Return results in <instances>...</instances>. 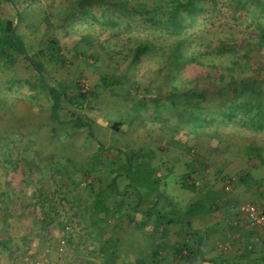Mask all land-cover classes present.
<instances>
[{
	"label": "rangeland",
	"instance_id": "obj_1",
	"mask_svg": "<svg viewBox=\"0 0 264 264\" xmlns=\"http://www.w3.org/2000/svg\"><path fill=\"white\" fill-rule=\"evenodd\" d=\"M75 2L10 0L4 11L0 8V14H11L28 51L36 53L45 47L47 37L55 34L64 47L65 58L64 63H55L37 53L25 58V54L7 51L12 57L10 64L0 55V193H5L0 195V264H106L101 247L104 239L110 237L111 240L119 238L113 264H151V245L147 243L141 248L137 238L131 244L128 241L131 230L135 234L144 233L150 239L149 218L132 213L130 217L120 216V221L109 217L104 224L97 223L96 216L90 212L92 193L99 189L105 194L107 206L120 201V197L106 187L111 178L110 169L119 163L115 148L148 152L157 173L171 177L172 182L176 178L173 175L184 170L186 149L191 148L197 160L205 161L206 183L220 173L213 187L232 203L236 181L233 177L229 182L233 173L221 174L218 169L221 159L232 160L230 163L235 166L231 170L235 172L236 154H244L247 145H261L264 154V134L254 131L240 114L231 122L217 117V123L201 128L199 123L202 122L195 121L192 111L158 105L154 99L173 92L180 107L193 108L197 104L201 110L217 116V111H228L230 102L239 98L229 91V73L219 81L214 78L213 65L190 63L184 65L183 72L177 76L173 64L169 59L166 61L160 49L148 51L137 64L125 60L120 65H106L105 48L119 51L126 42L133 43L137 38L155 42L160 40L156 37L159 32L153 30L158 29L137 17L128 32L116 36L117 27H104L90 16L92 13L99 17L104 6L89 1L86 5L91 12L83 14ZM15 3L22 11L21 17L15 11ZM260 5L264 13V0H259ZM249 7L251 11L258 9L254 5ZM233 12L229 0L215 3L206 0L205 9L198 12L196 21L182 38L192 55L201 56L205 62L204 56L230 55L236 59L243 66L233 72L237 81L255 73L253 61L257 57L264 59V46L249 51L253 47L252 40L244 39L242 32L248 29L246 23L235 21ZM37 61L42 63L41 72L33 65ZM112 71L124 73L126 83L102 87L99 75ZM207 72L210 76H205ZM10 81L14 82L12 89H8ZM215 83L220 93L215 92ZM58 85L67 86L61 104L74 117L82 121L90 119L92 136L87 135L86 127H73L67 121L69 116L61 115L60 123L54 118L50 111V88ZM202 89L207 91L201 95ZM79 91L86 95L83 101L79 99ZM259 91L264 95V81ZM146 94L155 98L146 100ZM252 114L254 122L264 124L263 111ZM163 118L176 126V132L167 124L162 125ZM115 122H120L117 132L111 127ZM245 165H238L237 171L243 173L247 169ZM125 182L124 177L118 178V187L121 189ZM37 189L45 191L55 207L45 222L37 202ZM166 192L171 196L170 190ZM249 192L246 190L239 198V209L248 202L262 207ZM217 213L219 220H225V226H217L213 233L202 230L205 243L214 244L212 250V246L208 249L205 246L204 257L219 254L224 264H264L260 259L264 256V246H256L255 253L251 254L238 251L240 236L247 229L241 215L237 230L232 232L229 227L237 219L236 214L229 215L225 210ZM180 238L169 230L157 264H210L172 259V244Z\"/></svg>",
	"mask_w": 264,
	"mask_h": 264
},
{
	"label": "trees",
	"instance_id": "obj_2",
	"mask_svg": "<svg viewBox=\"0 0 264 264\" xmlns=\"http://www.w3.org/2000/svg\"><path fill=\"white\" fill-rule=\"evenodd\" d=\"M75 1L76 5L80 8L79 11L83 14L91 12V9L86 5L89 1H95L96 5L101 7L104 6V8L100 7L101 11L99 17L92 13L90 16L94 21L100 23L104 27H117L118 29L115 32L116 36H120L123 32H128L132 27V22H134L137 17H139L138 20L147 23L148 26H156L158 29L153 30L159 32L156 37H159L160 40L155 42L149 41L148 39L137 38L133 43L126 42L123 49L119 51L105 48L104 51L107 56L106 65H120L125 60L130 64H137L140 63L141 59L148 51L160 49L166 61L169 59L173 64L177 76H180L183 72L184 65L190 63L213 65V69L216 72L214 78L219 81H223L225 75L229 73L228 75L231 80L227 82V86L229 91L233 93L235 97L239 98L230 102L228 111H217V116H215L214 113L201 110L198 108L197 104H194L193 108L187 107L186 105L180 107L174 100L173 92L166 97L161 96L156 99L146 94L144 99H154L158 105H162L163 107L180 109L184 112L192 111L195 121L202 122L199 123L201 128L217 123L216 121H218L219 117H224L231 122V120L240 114V117L250 123L249 125L254 131L264 134V124L254 122L253 119H251V115H253L252 112L255 114V112L263 111L264 113V95H261L259 91L260 85L264 81V59L255 57L256 59L253 61L254 65H256L255 73L235 81L236 79L233 76V72L243 67L236 59L230 58V55L226 57L218 55L212 58L204 56V60H207L205 62L200 59L201 56L192 55L191 51L184 45L185 41L182 38L184 37V32L188 27L194 24L198 12L205 9L206 0ZM210 1L215 3L216 0ZM229 2L234 9V20L238 23H246L245 27L248 29L242 30V32L244 39L248 38L252 40L253 47L252 49L250 47L249 51H253V48L256 50L258 47H263L264 13H262L263 9L261 5L259 6V0H229ZM251 5L256 6L258 9H252L251 11L249 7ZM14 8L18 16L21 17L22 11L19 4L15 3ZM249 15L250 18H248ZM44 18L47 20L46 16H44ZM47 24L48 27L51 26V23L48 21ZM163 39H166V41L163 42ZM233 42L237 43L235 41ZM219 49L225 51L222 47ZM7 51H11L14 54H25V58H28V55L35 56L37 53L38 55L44 56L48 61L55 63L65 62L63 56L64 47L59 43L55 34L47 37L45 47H42L36 53H31L26 49L13 22L7 19H0V55L1 57H5L6 62L11 64L12 57ZM33 65L38 72L43 70L40 61H37V63ZM162 65H164V63ZM205 76H210V73L207 72ZM126 81V75L121 72L112 71L99 75V83L105 88L122 86ZM13 84L14 82L10 81L8 89H12ZM214 85L216 87L215 92L220 93L221 89L218 83ZM65 87L67 88L66 85L63 87L58 85L57 87L50 88V94L52 96L50 111L52 115L59 123L62 122L60 120L61 115L69 116L70 119L67 121L70 122L73 127L77 129L86 127L87 135L92 136L90 119L82 121L80 117H74L73 113L61 104L63 94L66 95L64 92ZM78 88L80 89V87ZM206 91V89H202L200 94L202 95ZM78 96L80 101H83L86 97L85 93L81 91L78 92ZM161 120L162 125L167 124L168 128L172 130L173 133L176 132V126L167 123V120L164 118ZM119 126L120 122H115L111 125L112 129L116 132L119 131ZM99 146L103 147L100 143ZM115 150L119 163L110 169L111 178L106 187L119 196L120 201L113 206H107L104 203L105 194L103 190L99 189L93 192L90 212L92 215L96 216L95 221L97 223L106 224L109 217H114L116 221H120V216L130 217L132 213H138L140 217L146 220L149 218L148 221L149 224H151L150 227L152 232L151 237L149 236L150 239L144 233L140 232L135 234L131 230L132 236L128 241L131 244L135 238H137V240L141 242V248H144L145 244L149 243V245H151L149 249V260L151 264H157L160 252L164 249L165 242L163 241L166 240L169 230L177 233L179 237L181 236L180 241H175L172 244V259L188 263L199 260L203 262L208 261L210 264H224L220 255L214 258L204 257V232L199 228H195L193 225V220L197 216L201 215L203 218L206 214H211L213 210L220 211L221 203L220 190H212L208 187L202 189L203 191L201 193H198L203 187L199 182L202 179L199 175L203 176L205 173V165L203 162L199 163L197 161V155L194 150L191 148L186 149L188 157L183 161L184 170L177 176L178 184L183 190L191 195H197V198L184 208L180 207L171 196L166 194L167 175L157 173V167L151 163L148 152H143L142 149L123 150L115 148ZM245 154L248 158L253 157L260 165L264 166V154L260 146L253 144L247 145ZM8 156H10V154ZM168 170L170 171L171 169L169 168ZM120 177L126 179L121 189L117 184L118 178ZM235 181L234 187L237 188L241 185L245 190L251 191L254 194L258 203L262 205L260 208L264 214V176L255 179L249 173H241L236 175ZM229 182H231V180ZM227 188L228 187H226V189ZM36 192L38 195L37 202L39 204L40 214L43 222H45V218L50 216V212L54 211L55 207L52 206L48 194L45 191L37 189ZM0 195H5V193L1 192ZM45 204H47V206H45ZM240 215L245 221L246 219L243 212L238 208L236 221H239ZM119 224L120 223L117 225L119 226ZM234 226L235 224H231L229 228L232 230L235 228ZM192 237H194V240L191 239ZM256 246H264V227L247 228L244 235L240 236L238 251L244 252L245 254L255 253ZM118 249V237L113 240H111V237L104 239L101 251L106 264H113V260L118 254ZM260 259H262L264 263V256H261ZM137 261L139 262V260Z\"/></svg>",
	"mask_w": 264,
	"mask_h": 264
},
{
	"label": "crops",
	"instance_id": "obj_3",
	"mask_svg": "<svg viewBox=\"0 0 264 264\" xmlns=\"http://www.w3.org/2000/svg\"><path fill=\"white\" fill-rule=\"evenodd\" d=\"M9 1L10 0H0V8H1V10H5L6 8H7V5H9ZM0 19H7V20H10V21H12L13 22V18H12V16H11V14L10 13H2V14H0ZM13 25H14V22H13ZM257 146H260L261 148H262V146L261 145H257ZM262 153H263V148H262ZM237 155V162L236 163H238L237 164V166H236V168L234 169L235 170V172H233L232 170H233V167L235 166H232V164L230 163L232 160H230V159H228V158H226V159H221V162H220V166H218V169L219 170H221V174L223 173V174H225V175H228V173H233L232 175V177L230 178L231 179V181H233L232 180V178L233 177H236V175H238V174H241V173H239L237 170H238V165H245V167L247 168L243 173H249L253 178H261V177H263L264 176V166L263 165H260L253 157H251V158H248L247 156H246V154H245V152H244V154H236ZM199 163H201V162H203V163H205V161L204 160H197ZM207 164V163H206ZM199 165V164H198ZM205 165V164H204ZM216 166V165H215ZM252 166H253V168H252ZM205 167H206V165H205ZM232 169V170H231ZM211 170V169H210ZM257 171L259 172L258 173V175H256V173H257ZM181 172V171H180ZM204 174H203V176L202 175H199L200 176V178L202 177V179L199 181L200 182V184H201V186H203L202 188H201V190L198 192V193H201L203 190L202 189H204V188H210V189H212V190H217V188H215V187H213L214 186V184H213V182L216 180L215 179V177L216 176H218V175H220V173L219 174H215V175H213V177H212V179H209L208 181V184L206 183V179H205V175L207 174V172H208V170H204ZM256 172V173H255ZM159 174V173H158ZM179 174V173H178ZM178 174L176 175H173V176H176V178L175 177H173V178H175V180L172 182V181H169V180H172V178L171 177H169V178H166V190L168 189V190H170V193H171V196L173 197V199L176 201V203L180 206V207H182V208H184V207H186L189 203H191L192 201H194L196 198H197V195H191L190 193H188L187 191H185V190H183L180 186H179V184H178V181H177V176H178ZM256 175V176H255ZM171 178V179H170ZM218 178V177H217ZM168 180V181H167ZM172 182V183H171ZM168 183V184H167ZM175 185H174V184ZM177 183V184H176ZM168 185V186H167ZM175 193V194H174ZM245 193H246V190L244 189V187L243 186H241V185H239L237 188H236V191H235V193H233L234 194V196H232V198H233V201H232V203H231V201H229V202H227V200H225V199H223L222 198V195H220V201H221V203H220V211H218V210H213L212 212H211V214H206L203 218L201 217V215L200 216H197L194 220H193V223H195L196 224V226H195V228H199V229H201V230H207V231H209L210 233H213L214 231H215V229L217 228V226H222L223 224H224V226H225V220H219L220 219V217H218V213L217 212H219V213H222V211L223 210H225L226 211V213L227 214H229V215H232L233 213H237V210H238V208H239V206L241 205L239 202V198L241 197V195H245ZM249 193H252V192H249ZM244 197L245 196H242V198L244 199ZM252 198H255V196H254V194L252 193ZM255 200H256V198H255ZM217 215V216H216ZM236 219V218H235ZM221 224V225H220ZM232 224H235V228L234 229H232V232H234L235 230H237V224H238V221H236V220H233V222H232ZM245 228H247V227H245ZM244 235V234H243ZM237 238V237H236ZM211 242H213V241H211ZM204 244H203V250L205 251V246H206V248L208 249V248H210L211 246H212V248H211V250L213 249V243L210 245V243L208 242L207 244L205 243V240H204V242H203ZM219 256V254H214V255H211L210 257H218Z\"/></svg>",
	"mask_w": 264,
	"mask_h": 264
},
{
	"label": "built area",
	"instance_id": "obj_4",
	"mask_svg": "<svg viewBox=\"0 0 264 264\" xmlns=\"http://www.w3.org/2000/svg\"><path fill=\"white\" fill-rule=\"evenodd\" d=\"M245 216V224L247 228L264 227V214L260 207L256 204L248 202L240 207Z\"/></svg>",
	"mask_w": 264,
	"mask_h": 264
}]
</instances>
